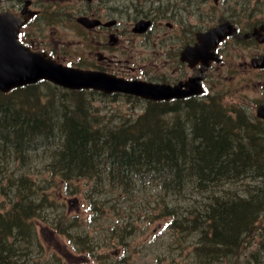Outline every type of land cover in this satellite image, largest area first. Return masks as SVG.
<instances>
[{"label": "trees", "instance_id": "1", "mask_svg": "<svg viewBox=\"0 0 264 264\" xmlns=\"http://www.w3.org/2000/svg\"><path fill=\"white\" fill-rule=\"evenodd\" d=\"M36 86L16 88L10 93L0 91V161L7 155L5 159L11 157V164L19 162L21 170L28 159L34 158L33 152L53 147L58 168L71 175L89 176L103 160L113 170L123 169L127 176L132 174V168L142 167L145 176L152 169L154 178L159 177L156 183L160 187L171 186L175 190L184 183L168 177L187 173L189 186L211 195L201 210L209 231L202 232L203 241L196 249L200 258L210 260L215 253L226 251L238 256L248 246L251 230L262 224L264 188L259 186V190L245 196L235 190L233 195H218L220 189H216L232 179L264 180V135L259 122L254 124L242 111L232 118L222 105L209 102L199 108L188 104L186 120L176 119L168 125L163 122L166 106L157 103L135 121L132 129L116 127L104 131L84 120L78 106L65 104L55 112L50 106L32 105ZM72 92H63L64 101L75 102ZM37 97L44 96L40 93ZM8 149L14 150L12 156ZM6 170L8 173L0 180V196L4 198L0 201V264H69L57 252L46 260L33 257L32 220L41 206L30 194L34 188L27 190L30 176L22 173L19 177L13 175L11 168ZM6 170L0 168L1 173ZM178 222L174 226L178 227ZM83 238L82 235V243L76 246L77 259L66 256L70 262L90 264L92 255L94 264H113L99 250V241ZM256 260V264H264L257 257Z\"/></svg>", "mask_w": 264, "mask_h": 264}, {"label": "rangeland", "instance_id": "2", "mask_svg": "<svg viewBox=\"0 0 264 264\" xmlns=\"http://www.w3.org/2000/svg\"><path fill=\"white\" fill-rule=\"evenodd\" d=\"M36 1L43 5L41 21L36 26L39 30V38H37L39 46H47L48 49L59 54L76 55V51L81 54L84 39L78 38L73 30L72 17L80 12L85 4L84 0H70L72 5L67 0ZM236 1L243 0H222L218 7V17L203 16L208 5H211L207 0H201L199 6L188 4L187 7L183 6V0H178L173 7L181 13L179 17L183 18L187 25L197 23V15H202V25L205 26L220 18L227 6L226 3L232 5ZM244 1L254 2L256 8L264 9V0ZM196 8L200 12L196 13ZM235 75L237 76L234 79H226L220 84H214L216 89L212 90L213 94L219 97L217 104L222 105L232 118L244 108L247 110L251 108L250 112L253 114V107L260 96L257 92L259 84L256 76L240 71ZM242 80H247L245 83L248 85L241 87ZM34 91L31 104L37 108L50 106L56 112L64 108L65 104L74 108L78 106L82 110L81 115L84 120L104 131L116 127L132 129L134 119L139 118L147 107L146 101L141 98L127 96L107 98L89 90L72 93L75 102H66L63 99V90L53 84L38 85ZM40 93L44 97H37ZM186 117L187 111L182 110L163 116L165 119L163 122L171 125L176 119L185 121ZM44 151L45 149H40L41 157L35 164L22 167L16 174L26 173L36 186L40 185L41 193L35 196L37 202L44 201L41 215L33 220L36 235L33 239L32 255L35 259L46 260L53 252H57L69 263L70 260L66 256L69 258L74 256V259H77L76 246L81 243V238L75 235L85 234L91 240L100 237L104 245L101 249L122 250L130 242L132 257L126 261V264H256L258 263L256 257L259 262H264V199L262 224L249 235L248 246L244 247L238 256H235V252L226 251L223 253L226 254L224 257L215 253L214 258L202 260L196 254V249L203 241L202 232L209 229L203 222L201 210L203 202H208L211 195L202 194L194 187L180 188L181 192L171 186L166 190L156 189L155 180L151 182L150 187H145L140 182L139 187L135 186L128 192L119 188H107L99 183L100 180H106V176H111L105 165L99 176L71 178L59 174V169L51 168L50 165L54 160L44 156L49 154ZM5 158L0 161L2 171L11 168L13 173L20 169L19 162L15 161L11 164L12 158L9 157V160ZM6 173L7 170L5 173L0 172V180ZM233 180L235 179L229 181L226 186L224 184L218 186L216 190H220L216 193L219 195L229 192L233 195L235 190V193L245 196V194L251 195L261 186L264 188V180L261 179L244 177L243 181ZM114 183H117V180H114ZM100 186L107 192L102 193ZM158 191L165 198L160 197ZM0 200L3 201V197H0ZM169 203L177 205L169 212L170 216L160 210L162 205ZM62 213L69 219L76 220L74 228L67 229L63 223L55 224L58 215ZM173 217L175 221L179 220L178 227H173L174 223L171 219ZM63 229L66 233L60 232Z\"/></svg>", "mask_w": 264, "mask_h": 264}, {"label": "flooded vegetation", "instance_id": "3", "mask_svg": "<svg viewBox=\"0 0 264 264\" xmlns=\"http://www.w3.org/2000/svg\"><path fill=\"white\" fill-rule=\"evenodd\" d=\"M177 1L85 0L81 15L92 19L93 25L79 27L85 33L84 37L96 43L89 46L87 67L129 79L141 78L169 85L198 76L206 83L218 84L223 75L225 78L234 76L229 71L237 70L257 71L264 77V67L255 66L256 58L263 57L264 60V30L261 29L264 19L248 20V16H232L236 33L217 45L216 53L221 60H211L204 67L200 58L193 62L182 59L183 48L194 44L197 32L206 28L202 25V15H197V23L187 25L172 5ZM200 1L184 0L183 6L185 3L199 6ZM217 5L213 4L209 12H217ZM196 10V13L200 12L198 8ZM141 20H150V27L145 31H136L135 26ZM21 31L27 35L31 32ZM261 92V103H264V79ZM200 98L192 96L174 100Z\"/></svg>", "mask_w": 264, "mask_h": 264}, {"label": "water", "instance_id": "4", "mask_svg": "<svg viewBox=\"0 0 264 264\" xmlns=\"http://www.w3.org/2000/svg\"><path fill=\"white\" fill-rule=\"evenodd\" d=\"M23 21L24 18L11 14L0 15V89L3 91L47 78L72 88L95 87L105 91L122 90L153 99L181 95L165 85L142 81L127 82L109 78L101 73L63 66L48 56L47 52L32 51L19 43L17 31ZM224 34L225 25H219L199 34L201 43L198 48L203 56L206 55L207 48L213 47ZM257 111L258 115L264 117V105H259Z\"/></svg>", "mask_w": 264, "mask_h": 264}, {"label": "bare ground", "instance_id": "5", "mask_svg": "<svg viewBox=\"0 0 264 264\" xmlns=\"http://www.w3.org/2000/svg\"><path fill=\"white\" fill-rule=\"evenodd\" d=\"M194 223V222H193ZM253 233V230H251L250 235ZM213 235V234H212Z\"/></svg>", "mask_w": 264, "mask_h": 264}]
</instances>
